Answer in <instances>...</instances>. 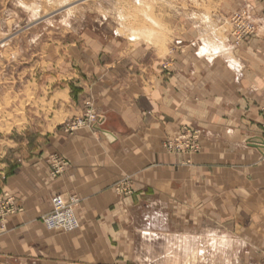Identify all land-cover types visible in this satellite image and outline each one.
<instances>
[{
  "label": "crops",
  "instance_id": "1",
  "mask_svg": "<svg viewBox=\"0 0 264 264\" xmlns=\"http://www.w3.org/2000/svg\"><path fill=\"white\" fill-rule=\"evenodd\" d=\"M224 1L222 16L250 7L257 33L238 47L216 23L176 24L167 70L152 48L92 31L58 48L34 89L26 154L0 185L15 208L0 221V264H174L190 244L195 261L177 264L221 250L227 264H264V154L249 142L264 138V0ZM87 100L105 120L69 129ZM186 126L202 130L200 151L166 150ZM56 194L79 199L76 230L43 223Z\"/></svg>",
  "mask_w": 264,
  "mask_h": 264
},
{
  "label": "rangeland",
  "instance_id": "2",
  "mask_svg": "<svg viewBox=\"0 0 264 264\" xmlns=\"http://www.w3.org/2000/svg\"><path fill=\"white\" fill-rule=\"evenodd\" d=\"M223 2L226 1L0 0V185L7 168L26 154L21 156L25 152H21L24 148L22 140L24 133L32 135L34 132L29 129L30 126L25 129L27 118L33 115L34 89L43 82L41 76L47 73L49 60L55 58L58 48L92 31L97 35L119 39L126 48H152L150 51L153 55L157 53L162 58L161 69L167 70L172 54L181 45L175 38L176 32H173L176 24L216 23L217 36L225 39L229 33L233 45L238 47L257 33L259 21L255 14L256 32L238 44L231 32L230 18L233 13L230 16H222L220 13V4ZM241 8L243 6L238 9ZM72 85L73 93L76 94L77 89ZM84 107L82 116H85L86 102ZM74 123L68 125V128H72ZM186 128L198 129L186 126L180 134ZM175 145H178L177 141ZM175 149L168 151L187 155L197 153L189 149ZM191 249V244L185 251L178 252L175 249L171 261L174 264L184 260L190 263L195 261ZM221 252L212 264L229 263L230 257L225 256L227 253L224 250ZM205 257L208 260L214 256L206 254ZM129 264L135 262L132 260Z\"/></svg>",
  "mask_w": 264,
  "mask_h": 264
},
{
  "label": "built area",
  "instance_id": "3",
  "mask_svg": "<svg viewBox=\"0 0 264 264\" xmlns=\"http://www.w3.org/2000/svg\"><path fill=\"white\" fill-rule=\"evenodd\" d=\"M255 13L250 7H243L236 10L231 16L232 34L235 36V40L238 44L248 40L255 32L257 25L255 24ZM250 20V21H248ZM263 121L261 127L264 131V106L262 108ZM105 117L98 112L91 100L86 101L85 116L73 124L74 129L79 125H97L102 123ZM203 135L200 129H185V131L175 138H170L164 141V147L168 150L173 148L177 151L181 150H192L193 152H198L200 149V139ZM175 141L178 145H175ZM67 162L64 160L59 161L53 170V174H59ZM121 189L124 192H129L128 182L125 180L122 182ZM79 199L76 196H71L66 199L61 194H56L52 197L51 211L42 217L43 222L49 229H63L66 231H71L80 225L79 219L76 214V207ZM15 211L13 204L9 199L0 198V221L3 220L9 213Z\"/></svg>",
  "mask_w": 264,
  "mask_h": 264
},
{
  "label": "water",
  "instance_id": "4",
  "mask_svg": "<svg viewBox=\"0 0 264 264\" xmlns=\"http://www.w3.org/2000/svg\"><path fill=\"white\" fill-rule=\"evenodd\" d=\"M103 133L110 137L111 133L108 131H103ZM250 145L257 148L262 154H264V138L263 137H253L249 140Z\"/></svg>",
  "mask_w": 264,
  "mask_h": 264
},
{
  "label": "bare ground",
  "instance_id": "5",
  "mask_svg": "<svg viewBox=\"0 0 264 264\" xmlns=\"http://www.w3.org/2000/svg\"><path fill=\"white\" fill-rule=\"evenodd\" d=\"M203 51H205V49H203ZM77 204H78V203H77ZM43 223H44V222H43ZM44 224H45V223H44ZM45 226H46V225H45ZM79 226H80V225H79ZM79 226H78V227H79ZM46 227H47V226H46ZM78 227H77V228H78ZM47 228H48V227H47ZM77 228L72 229L71 231H74V230H76ZM48 229H49V228H48ZM49 230H63V229H60V228H59V229H49ZM63 231H66V230H63ZM67 232H68V231H67ZM69 232H70V231H69ZM197 261H198V260H197Z\"/></svg>",
  "mask_w": 264,
  "mask_h": 264
}]
</instances>
